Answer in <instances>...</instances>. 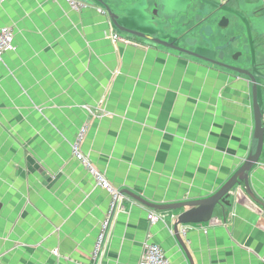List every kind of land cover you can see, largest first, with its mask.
<instances>
[{
	"label": "crops",
	"instance_id": "0c3cea01",
	"mask_svg": "<svg viewBox=\"0 0 264 264\" xmlns=\"http://www.w3.org/2000/svg\"><path fill=\"white\" fill-rule=\"evenodd\" d=\"M80 1L75 12L65 0H0L15 47L0 63V264H138L145 243L189 264L173 233L178 212L125 194L93 259L111 196L72 145L86 127L80 150L117 192L156 205L205 199L251 151L250 86L141 39L112 42L106 13ZM258 57L264 64L263 50ZM263 164L264 140L249 174L256 201L236 186L208 223L178 227L194 264H261ZM150 212L165 217L151 223Z\"/></svg>",
	"mask_w": 264,
	"mask_h": 264
},
{
	"label": "water",
	"instance_id": "95a60500",
	"mask_svg": "<svg viewBox=\"0 0 264 264\" xmlns=\"http://www.w3.org/2000/svg\"><path fill=\"white\" fill-rule=\"evenodd\" d=\"M87 1L96 4L103 10L104 13H106L110 21V25L116 34H124L131 38H138L155 44L156 46L166 48L170 51H175L177 53L200 60L209 65L223 68L236 74L238 77L245 78L250 86L253 113V137L251 151L240 168H238V170L214 194L201 200L156 205L147 202L141 198V196H138L129 190H122L119 192L120 194H125L132 197L134 200L155 211H177L178 215L173 224V233L179 245L185 252L189 264H194L189 251L187 250L186 245L180 236L178 227L191 224L199 225L208 223L211 220L216 207L224 209L230 206L228 201L229 194L236 186L242 187L246 194L255 199L251 192L249 174L259 163L263 149L264 111L262 105L261 89L264 83V67L261 69L256 68L253 56V63L250 68H239L221 63L217 60L221 59L222 55L217 56L216 53V51L220 48L213 50L211 46L208 48H200L197 46V40L191 39V37L186 40V43L190 42V40L194 42L193 44L187 43V46L190 50L184 49V46L181 47L180 43H182V41L184 44V33H182L184 28H176L175 25L170 23V21H174L177 16L184 14V0H178L179 2L177 0L172 2H168L166 0H112L117 2V6L115 8L109 5L106 0ZM153 1L154 4L152 9H154V11L150 10ZM252 5H254L253 9H256L262 5L261 10L263 12L262 18L264 26V0H262V3L259 0L258 5ZM115 9L117 11H115ZM219 10L229 11L233 16H236V18L237 16L239 17L238 13H240L247 20V23L251 27L254 26V20L239 5L238 10L218 9L211 15L218 13ZM158 11L168 12L170 13V16L159 15ZM172 11H174L173 14ZM251 14L253 15V13ZM241 21L245 25L247 32H249L247 23L242 19ZM214 22L215 20L212 21V23ZM227 25L228 20L227 18L223 17L219 23V26L226 27ZM169 31H171V33H169ZM189 33H192V31ZM256 33L259 37L264 36V32L260 34L256 31ZM220 54H222V51Z\"/></svg>",
	"mask_w": 264,
	"mask_h": 264
},
{
	"label": "flooded vegetation",
	"instance_id": "af4514ba",
	"mask_svg": "<svg viewBox=\"0 0 264 264\" xmlns=\"http://www.w3.org/2000/svg\"><path fill=\"white\" fill-rule=\"evenodd\" d=\"M258 1L259 0H184V14L177 16L176 19L174 21H170V23L175 25L176 28L179 27L184 28V31L182 32L184 33V49L190 50L189 47L187 46V43L193 44L194 42L190 40V42L186 43V40L191 37V39L197 40V46H199L200 48H208L209 46H211L212 50L216 48H220L221 50L218 49L216 53L217 56L219 55L222 56L221 59L217 61L236 67V65H234L233 63L235 60L231 58L233 53L228 52L230 43L226 42L227 40L221 43H217V42H220L222 37L224 40L225 37L224 28L230 25L232 18L239 22H242L241 21L242 19L246 23L247 20L240 13H238L239 17L237 16L236 18V16H233L231 12L225 10H219L218 13L214 15L211 14L218 9L238 10V5H239L254 20L253 27L255 32L257 31L258 33L262 34L264 32L263 18H262L263 12L261 10L263 4L256 9H253L254 5H252V4L258 5ZM260 2L262 3V0H260ZM173 13L174 11H172V14ZM251 13H253V15ZM158 14L162 16H170V13L164 11H158ZM223 17L227 18L228 20V25L226 27L219 26V23ZM214 20L215 22L212 23V21ZM247 26L248 28L250 27L248 23ZM191 31L192 33H189ZM169 33H171V31H169ZM259 38L264 39V36H261ZM221 51L222 54H220ZM246 62L247 61H245L244 66H241L239 68H250L251 66L247 65ZM255 65L256 68L259 69L264 67V64L255 63Z\"/></svg>",
	"mask_w": 264,
	"mask_h": 264
},
{
	"label": "built area",
	"instance_id": "2783aa9c",
	"mask_svg": "<svg viewBox=\"0 0 264 264\" xmlns=\"http://www.w3.org/2000/svg\"><path fill=\"white\" fill-rule=\"evenodd\" d=\"M71 9L75 12H79L86 8V4L80 0H65ZM112 42H127V40L122 39L119 34H111L110 36ZM14 47V31L11 27H0V63L5 52L13 51ZM86 133V127H82L77 135L76 141L72 145L73 156L82 163V165L88 170L92 175L97 187L106 190L110 196V211L107 214L104 221L101 223L100 232L96 240L94 250L92 252V257L95 261H100L104 255L106 247L108 245L109 235L112 229L113 221L116 214L123 209V201L125 199L123 194H120L114 190L108 181L104 178L102 174L94 170L90 164L89 160L82 154L80 150L81 142L84 139ZM264 168V164H263ZM163 214H156L150 212L147 219L151 223H156L159 220L164 219ZM172 218L176 220L177 215H172ZM185 233V232H184ZM57 254L56 251H53ZM138 264H170L169 259L166 257L165 253L160 246L156 244L145 243L143 246V252ZM261 264H264V256L261 258Z\"/></svg>",
	"mask_w": 264,
	"mask_h": 264
},
{
	"label": "rangeland",
	"instance_id": "374dc122",
	"mask_svg": "<svg viewBox=\"0 0 264 264\" xmlns=\"http://www.w3.org/2000/svg\"><path fill=\"white\" fill-rule=\"evenodd\" d=\"M106 1L108 2L109 5H111L114 8L117 6V2L115 1H112V0H106ZM166 1L172 2L174 0H166ZM153 4H154V1L152 2L150 10L154 11V9H152ZM115 11L117 10L115 9ZM224 32H225L224 40L222 37L220 42H217V41L216 42L221 43L226 40H227L226 42H229V43L232 42V44L228 48V51L229 53L234 52L231 58L235 60V61L233 60L234 61L233 63L234 65H236V67L244 66V61H247L246 62L247 65L252 66L253 58L256 64L260 63V59L258 55L260 54L261 50L264 51V40L262 38H259L258 34L255 32L254 29L250 28L249 32H247L242 22L236 21L232 18L230 25L224 28ZM232 37H234V40L231 39ZM180 46L183 47L184 44L180 43ZM250 51H252L251 52L252 54L250 53ZM261 94L263 98L264 97V83L262 85ZM174 212H177V211H174ZM54 251L57 252V250H54Z\"/></svg>",
	"mask_w": 264,
	"mask_h": 264
}]
</instances>
